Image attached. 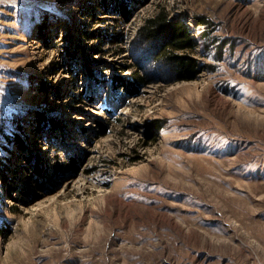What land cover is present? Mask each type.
I'll return each instance as SVG.
<instances>
[{
    "label": "rangeland",
    "instance_id": "rangeland-1",
    "mask_svg": "<svg viewBox=\"0 0 264 264\" xmlns=\"http://www.w3.org/2000/svg\"><path fill=\"white\" fill-rule=\"evenodd\" d=\"M0 264H264V0H0Z\"/></svg>",
    "mask_w": 264,
    "mask_h": 264
},
{
    "label": "trees",
    "instance_id": "trees-1",
    "mask_svg": "<svg viewBox=\"0 0 264 264\" xmlns=\"http://www.w3.org/2000/svg\"><path fill=\"white\" fill-rule=\"evenodd\" d=\"M195 22L196 27L203 24V21L197 18ZM139 36L145 41L157 43L158 46L152 53L154 61L159 60L172 64L175 67V74L181 78L193 76L196 73V64L193 58L190 57L191 53L196 50V41L189 33L186 25L180 21H172L166 10H159L155 15L146 19L139 29ZM203 46L206 47L205 41H203ZM158 74L159 72L153 73L150 71L148 74L138 71L134 75V82L125 85L123 88L128 93H131V89L135 90L149 84L152 82L154 76ZM159 122L158 120H154L149 123L146 128L148 136H150L151 129L156 131L160 128ZM14 140L12 139L10 142Z\"/></svg>",
    "mask_w": 264,
    "mask_h": 264
}]
</instances>
